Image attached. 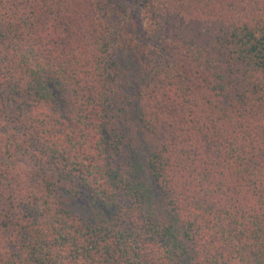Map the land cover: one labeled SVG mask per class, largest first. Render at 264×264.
I'll return each mask as SVG.
<instances>
[{
  "label": "trees",
  "instance_id": "16d2710c",
  "mask_svg": "<svg viewBox=\"0 0 264 264\" xmlns=\"http://www.w3.org/2000/svg\"><path fill=\"white\" fill-rule=\"evenodd\" d=\"M0 264H264V0H0Z\"/></svg>",
  "mask_w": 264,
  "mask_h": 264
}]
</instances>
